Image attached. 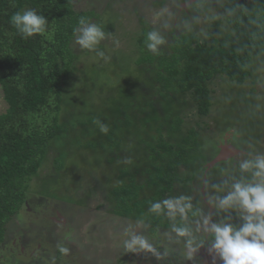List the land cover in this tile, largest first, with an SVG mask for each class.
<instances>
[{
	"label": "rangeland",
	"instance_id": "rangeland-1",
	"mask_svg": "<svg viewBox=\"0 0 264 264\" xmlns=\"http://www.w3.org/2000/svg\"><path fill=\"white\" fill-rule=\"evenodd\" d=\"M76 1L82 8L92 4L88 21L106 34L97 46L104 56L78 45V70L64 96L70 105L61 112V122L74 125L48 147L25 206L7 225L0 264H221L209 251L207 229L220 222L238 227L246 213L218 207L217 198L234 183L264 181L255 169H240L264 157V51L252 60L245 82L222 75L210 82L212 106L202 115L193 94L158 93L156 64L139 61L138 39L155 31L163 40L156 52L162 51L184 24L206 39L224 0ZM7 108L0 85V114ZM176 117L182 118L178 129ZM190 129L198 132L196 153L167 194L160 225L136 208L127 212L114 188L130 178L142 182L158 160L149 146L159 137L181 146ZM220 153L225 157L210 164ZM144 185L140 197L152 199L153 188Z\"/></svg>",
	"mask_w": 264,
	"mask_h": 264
},
{
	"label": "trees",
	"instance_id": "trees-1",
	"mask_svg": "<svg viewBox=\"0 0 264 264\" xmlns=\"http://www.w3.org/2000/svg\"><path fill=\"white\" fill-rule=\"evenodd\" d=\"M224 2L225 10L212 20L206 39L194 26L185 24L162 51L146 48V34L138 39L144 53L139 61L156 64L158 93H191L202 115L212 106L210 82L220 75L245 82L251 75L252 60L264 51V0ZM26 9L46 16L44 33L28 38L18 34L10 20ZM91 9L77 6L76 0H0V85L8 104L0 114V246L6 240L8 223L25 206L29 183L39 172L48 147L66 138L74 125L61 122V112L64 105H70L64 97L66 85L78 70L80 49L74 29L80 18L89 19ZM221 27L227 28L223 35ZM181 123L182 118L176 117L173 128H180ZM197 140L194 129L181 146L159 137L149 146L158 160L145 169L142 182L130 178L132 182L114 188L119 204L127 212L136 208L139 216L160 225L166 196L176 187L181 168L196 153ZM144 183L153 188L152 199L140 197Z\"/></svg>",
	"mask_w": 264,
	"mask_h": 264
},
{
	"label": "clouds",
	"instance_id": "clouds-1",
	"mask_svg": "<svg viewBox=\"0 0 264 264\" xmlns=\"http://www.w3.org/2000/svg\"><path fill=\"white\" fill-rule=\"evenodd\" d=\"M10 22L19 35L28 38L44 33L48 19L34 9H26L16 12ZM74 33L75 43L81 49L96 50L97 55L104 56V52L97 47L106 37L99 24L82 17ZM162 42L157 32L146 34L145 44L149 50L156 51ZM101 131L106 129L102 127ZM240 169L242 172L255 169V177H264V157H258L254 162L245 161ZM217 201L220 208L238 206L246 214L238 227L226 222L211 223L207 229L213 237L209 251L215 252L221 264H264V181L234 183L232 190L218 197Z\"/></svg>",
	"mask_w": 264,
	"mask_h": 264
},
{
	"label": "water",
	"instance_id": "water-1",
	"mask_svg": "<svg viewBox=\"0 0 264 264\" xmlns=\"http://www.w3.org/2000/svg\"><path fill=\"white\" fill-rule=\"evenodd\" d=\"M224 155H225V154L220 153L216 158H214V159L211 161L210 164H215V163H217L219 160H221V159H223V157H225Z\"/></svg>",
	"mask_w": 264,
	"mask_h": 264
},
{
	"label": "flooded vegetation",
	"instance_id": "flooded-vegetation-1",
	"mask_svg": "<svg viewBox=\"0 0 264 264\" xmlns=\"http://www.w3.org/2000/svg\"><path fill=\"white\" fill-rule=\"evenodd\" d=\"M219 155V154H218ZM204 189V187L202 188V190ZM205 227V226H204ZM189 263H191V264H195V261L194 260H192V262L191 261H189ZM180 264H184V261L182 260V261H180Z\"/></svg>",
	"mask_w": 264,
	"mask_h": 264
}]
</instances>
